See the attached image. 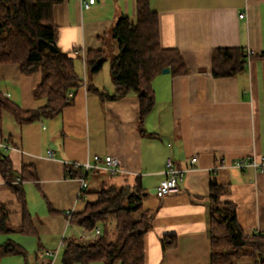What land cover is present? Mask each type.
I'll list each match as a JSON object with an SVG mask.
<instances>
[{
    "label": "crops",
    "instance_id": "crops-1",
    "mask_svg": "<svg viewBox=\"0 0 264 264\" xmlns=\"http://www.w3.org/2000/svg\"><path fill=\"white\" fill-rule=\"evenodd\" d=\"M58 1L57 46L75 59L83 85L71 92L72 105L54 117L20 123L0 107V143L5 146L0 160L9 159L13 179L24 191L23 204L0 163V205L8 206L16 230L27 209L35 232L5 235L0 245L14 237L32 254L33 264L39 259L49 263L53 254L56 264L62 260L67 214L82 213L87 202L96 200L94 195L80 200L81 178L70 173L96 156L120 160L125 174L115 178L117 183L140 180L146 189L145 207L153 221L145 237V264L212 263L213 182L229 189L223 200L236 205L243 230L264 236V168L235 167L240 160H264V60L258 57L264 53V0H151L160 17L162 46L180 52L188 73L170 69L155 78V104L144 118L134 94L103 100L102 94H114L113 81L104 85L98 78L102 72L91 75L86 65L90 52L108 51L119 19L136 18V0H96L90 9L84 7L90 0ZM221 49L245 50V70L235 77H214L213 58ZM248 51L254 52L251 59ZM115 56L108 53L109 66ZM42 78V72L24 74L18 64L2 65L0 93L24 112L40 111L47 105L46 98L36 96ZM169 161L186 174L180 193L160 199ZM93 179L99 189L105 182L102 176ZM166 238H174L175 246L165 249ZM17 257L0 264H25L23 257V262L12 259Z\"/></svg>",
    "mask_w": 264,
    "mask_h": 264
},
{
    "label": "trees",
    "instance_id": "trees-1",
    "mask_svg": "<svg viewBox=\"0 0 264 264\" xmlns=\"http://www.w3.org/2000/svg\"><path fill=\"white\" fill-rule=\"evenodd\" d=\"M58 2L0 0V66L18 64L28 75L42 72V83L36 96L47 99V105L40 111L24 112L0 93V107L12 113L20 123L62 113L72 105L71 92L83 85L75 59L57 46L54 7ZM112 37L119 50L110 66L115 92L108 96L102 94V98L120 100L134 94L141 101L144 118L155 104V78L167 68L176 75L186 74L188 70L179 51L162 46L160 17L152 10L151 0H136V18L119 19ZM53 47L58 51L53 52ZM258 57L264 60V53ZM246 61L247 54L243 49L218 50L213 58V75L216 78L235 77L245 70ZM107 62L108 51L103 50L90 52L86 65L92 75H97ZM0 163L4 178L24 204V191L13 179L11 162L4 157ZM96 175L104 177L105 182L99 190L85 189L80 199L84 201L94 195L96 200L87 202L82 213H74L71 223L89 232L101 226L103 235L89 242H81L76 237L65 239L61 264H145V237L151 231L153 221L151 211L145 207L146 189L140 180L133 185L119 184L115 180L117 177L102 171L88 173L87 179ZM70 176L86 177L85 169L73 167ZM228 192L227 187L217 182L211 184V264H264V236L248 235L243 230L238 222L236 205L223 200ZM10 215L8 206L0 205V236L17 232L34 235L27 209L23 226L18 230L11 227ZM173 246L175 239L166 238L164 248ZM14 256L23 257L25 264H33L32 254L16 242L8 240L0 245V260ZM39 256V253L34 254V257ZM53 257L55 254L48 264H56ZM38 262L36 264H47L40 259Z\"/></svg>",
    "mask_w": 264,
    "mask_h": 264
},
{
    "label": "built area",
    "instance_id": "built-area-1",
    "mask_svg": "<svg viewBox=\"0 0 264 264\" xmlns=\"http://www.w3.org/2000/svg\"><path fill=\"white\" fill-rule=\"evenodd\" d=\"M96 4V0H90L88 3H84V7L86 9H90L91 6ZM245 17L244 14L240 16V19ZM254 55L253 51H248V57ZM0 147H5L4 144L0 143ZM50 156H53L51 153ZM196 164V159L192 161V165ZM77 168H84L86 177L81 178L82 190L88 188L89 182L87 179V174L92 171H102L107 173L111 177H119L125 174L122 169V164L120 160L115 157L108 156L106 158H101L99 156L94 157L92 160H89L84 165H75ZM236 168L239 169H247V168H255L256 170H262L264 168V160L259 161L257 158H250L247 160H240L235 164ZM167 172L166 179L161 183L158 188L157 195L160 199H163L169 195L178 194L181 191L180 184L184 181V176L186 174V170L177 169L172 161H169L167 164ZM74 213L69 212L67 214L69 227H73L74 225L71 223V218ZM82 232L79 235L78 240L81 242H89L92 240H97L103 235V229L101 226L97 227L92 232L86 231L82 228ZM67 238H70L67 236ZM52 255V254H49ZM57 256V255H56Z\"/></svg>",
    "mask_w": 264,
    "mask_h": 264
},
{
    "label": "rangeland",
    "instance_id": "rangeland-1",
    "mask_svg": "<svg viewBox=\"0 0 264 264\" xmlns=\"http://www.w3.org/2000/svg\"><path fill=\"white\" fill-rule=\"evenodd\" d=\"M108 53H109V57L112 56L113 54H116L119 52L118 50V45H117V42L111 37V39L108 41ZM110 61H108L104 67V69L102 70V73H101V76L98 77L99 80L102 79V81L104 82V85H109L110 82H112V77H111V74H110V66L109 64ZM92 75V74H91ZM96 78V77H94ZM96 190H99V187H98V183H95L93 177H90V191H96ZM82 228L74 225L73 227H69L68 229V237L72 238V237H76V238H79V235L81 234L82 232ZM1 240H6L7 239V236L3 235ZM14 239V237H12ZM11 237H9V239H12ZM12 239V240H13ZM61 258V257H60ZM14 260H16V262H23V258L21 257H17V258H12ZM11 262H13V260H10ZM61 262V259H59L58 263L57 264H60ZM9 264H14V263H9ZM18 264V263H16Z\"/></svg>",
    "mask_w": 264,
    "mask_h": 264
},
{
    "label": "water",
    "instance_id": "water-1",
    "mask_svg": "<svg viewBox=\"0 0 264 264\" xmlns=\"http://www.w3.org/2000/svg\"><path fill=\"white\" fill-rule=\"evenodd\" d=\"M52 51H53V52H57L58 50H57L56 48L53 47V48H52ZM170 72H171V70L168 69V68L165 69V70H163V74H169Z\"/></svg>",
    "mask_w": 264,
    "mask_h": 264
}]
</instances>
